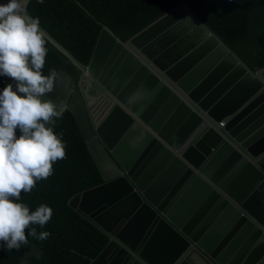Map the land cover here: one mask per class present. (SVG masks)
<instances>
[{"label":"water","instance_id":"1","mask_svg":"<svg viewBox=\"0 0 264 264\" xmlns=\"http://www.w3.org/2000/svg\"><path fill=\"white\" fill-rule=\"evenodd\" d=\"M49 41L80 73L57 72L52 124L72 114L103 181L71 207L109 240L92 264H264V69L185 5L126 43L105 28L87 70Z\"/></svg>","mask_w":264,"mask_h":264},{"label":"trees","instance_id":"2","mask_svg":"<svg viewBox=\"0 0 264 264\" xmlns=\"http://www.w3.org/2000/svg\"><path fill=\"white\" fill-rule=\"evenodd\" d=\"M185 5L252 73L264 69V0H31L28 14L80 65L87 66L101 32L108 28L122 42L143 32L170 12ZM43 75L63 70L74 79L79 71L50 41ZM9 84L15 82L10 78ZM19 94V93H18ZM46 127L65 144L66 156L53 163V178L21 192L30 214L40 205L52 209L45 225H30L50 232L46 240L7 249L0 241V264H91L106 248L108 239L67 206L73 196L102 184L87 152L75 118L65 112L58 125ZM17 129V138H19Z\"/></svg>","mask_w":264,"mask_h":264},{"label":"clouds","instance_id":"3","mask_svg":"<svg viewBox=\"0 0 264 264\" xmlns=\"http://www.w3.org/2000/svg\"><path fill=\"white\" fill-rule=\"evenodd\" d=\"M38 2L42 4L44 0ZM50 39L54 40L41 29L39 18L27 15L21 0H9L6 5H0V76L11 78L16 88L14 91L13 84H8L0 92V241L9 250H19L22 244L43 241L51 235L47 231L38 234L36 228L28 230L30 225H45L48 230V221L52 217L49 206L42 204L30 214L26 205L13 202V198L20 199L22 191L28 193L36 185L39 187L49 182L47 178H53V163L66 156L65 144L52 128L46 127L55 123L54 118H59L64 111L47 96L54 90L58 73L52 69L50 75L45 76L41 71ZM89 64L79 65L87 70ZM256 77L264 82V72L256 73ZM88 141L91 140H83L93 159ZM102 185L103 181L93 189ZM85 192L70 198L67 206L73 210L71 207L78 202L75 199Z\"/></svg>","mask_w":264,"mask_h":264},{"label":"built area","instance_id":"4","mask_svg":"<svg viewBox=\"0 0 264 264\" xmlns=\"http://www.w3.org/2000/svg\"><path fill=\"white\" fill-rule=\"evenodd\" d=\"M221 127H223V124H220Z\"/></svg>","mask_w":264,"mask_h":264}]
</instances>
